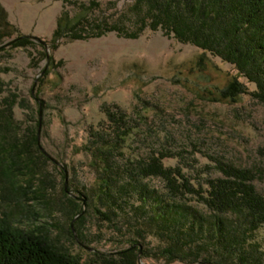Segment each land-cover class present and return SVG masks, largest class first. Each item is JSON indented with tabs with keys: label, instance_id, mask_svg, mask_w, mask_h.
<instances>
[{
	"label": "rangeland",
	"instance_id": "374dc122",
	"mask_svg": "<svg viewBox=\"0 0 264 264\" xmlns=\"http://www.w3.org/2000/svg\"><path fill=\"white\" fill-rule=\"evenodd\" d=\"M94 2L20 0L17 10L0 3V107L5 98L17 97L14 123L23 130L39 126V144L47 158L23 159L19 171L0 167V225L42 234L87 264L96 253L112 254L133 245L145 254L139 264H194L157 257L166 244L137 210L140 197L129 185L131 173L150 156L167 152L163 164L181 168L196 187L219 177L218 165L225 163L251 169L253 183L264 195V105L252 97L257 87L244 77L238 80L248 94L236 102L217 101L229 79L237 77L233 65L161 29L146 27L137 38L116 31L88 39L61 37L51 49L48 41L60 15L69 24L90 21L126 32L139 25L134 0ZM19 34L48 43V60L39 45L6 44ZM199 56L204 63L198 64ZM105 106L125 111L131 130L122 154L114 158L118 171L113 191L126 187L119 202L100 192L95 161L80 150L89 130L103 124ZM142 182L164 192L159 178ZM69 198L85 205L78 225H73L77 207ZM139 229L144 238H139ZM247 240L256 262L264 264V225Z\"/></svg>",
	"mask_w": 264,
	"mask_h": 264
},
{
	"label": "trees",
	"instance_id": "16d2710c",
	"mask_svg": "<svg viewBox=\"0 0 264 264\" xmlns=\"http://www.w3.org/2000/svg\"><path fill=\"white\" fill-rule=\"evenodd\" d=\"M92 4L96 2L92 0ZM133 9L139 25L130 32L117 25L90 21L69 24V19L63 22L60 15L49 46L55 49L61 37L88 39L116 31L120 36L137 38L146 27L152 31L161 29L177 41L192 44L233 65L237 77L229 79L217 101L236 102L241 95L248 94L246 86L238 80L244 77L257 87L252 97L264 105V0H134ZM3 24L8 25V21L4 19ZM48 43L39 37L19 34L6 44L39 45L45 57ZM49 59L52 58L49 56ZM202 63L204 57L199 56L198 64ZM2 84L0 81V93ZM16 98L15 95L5 98L4 106L0 107V167L10 172L19 171L18 164L23 159L29 162L33 158L47 159L39 144V126L23 130L14 123ZM41 108L38 103V113ZM103 112V124L89 130L88 142L80 150L89 153L95 161L94 168L100 174V192L119 202L126 187L120 185L113 191L118 171L114 158L122 154L131 130L128 116L120 107L105 106ZM169 156L167 152H160L140 162L131 173L129 183L140 197L137 210L145 213V226L155 229L166 244L157 257L168 263L258 264L252 251L247 249V236L264 225V195L253 183L255 173L219 163L221 175L209 178L205 187H196L181 168L163 164ZM150 177L163 181V193L142 182ZM70 201L76 205L74 199ZM76 207L73 225L84 219L85 205ZM136 232L139 238H144L142 230ZM133 246L112 254L96 253L92 264H139L145 254L139 259V249ZM252 257L254 261L250 260ZM0 264L87 263L57 249L42 234L0 225Z\"/></svg>",
	"mask_w": 264,
	"mask_h": 264
},
{
	"label": "crops",
	"instance_id": "0c3cea01",
	"mask_svg": "<svg viewBox=\"0 0 264 264\" xmlns=\"http://www.w3.org/2000/svg\"><path fill=\"white\" fill-rule=\"evenodd\" d=\"M0 3L7 8H11V10H17L20 0H0Z\"/></svg>",
	"mask_w": 264,
	"mask_h": 264
},
{
	"label": "water",
	"instance_id": "95a60500",
	"mask_svg": "<svg viewBox=\"0 0 264 264\" xmlns=\"http://www.w3.org/2000/svg\"><path fill=\"white\" fill-rule=\"evenodd\" d=\"M45 60L47 61L48 60V54H47V52H46V56H45ZM137 245H134L133 247H136ZM138 257H139V259H140V257H141V251L139 250V253H138ZM141 261V260H140ZM140 263V262H139Z\"/></svg>",
	"mask_w": 264,
	"mask_h": 264
}]
</instances>
